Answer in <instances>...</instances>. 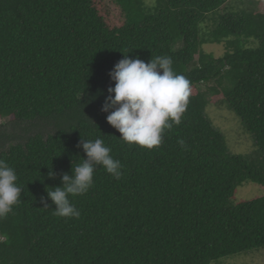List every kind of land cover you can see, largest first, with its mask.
Masks as SVG:
<instances>
[{
    "label": "trees",
    "instance_id": "obj_1",
    "mask_svg": "<svg viewBox=\"0 0 264 264\" xmlns=\"http://www.w3.org/2000/svg\"><path fill=\"white\" fill-rule=\"evenodd\" d=\"M110 1L115 14L103 0H0V159L23 189L0 217V264H212L264 249V0ZM223 44L220 58L204 49ZM124 55L169 56L191 82L159 147L119 139L102 111ZM212 81L249 157L207 114ZM82 138L103 139L123 174L98 166L93 187L69 197L80 217H60L46 190L86 158ZM247 183L263 193L235 201Z\"/></svg>",
    "mask_w": 264,
    "mask_h": 264
},
{
    "label": "clouds",
    "instance_id": "obj_2",
    "mask_svg": "<svg viewBox=\"0 0 264 264\" xmlns=\"http://www.w3.org/2000/svg\"><path fill=\"white\" fill-rule=\"evenodd\" d=\"M109 75L115 86L108 88L102 108L110 113L107 122L121 134L119 139L130 145L159 147L165 130L181 122L191 95L190 80L174 71L173 60L166 55L147 63L124 55ZM179 144L185 146L183 140ZM78 147H82L86 158L72 167L71 174H62L60 186L46 190L47 198L55 205L54 214L64 218L80 217L69 197L86 194L93 187L98 166L117 180L123 174V165L111 155L112 149L103 139L82 138ZM49 177L54 179L55 174L49 172ZM17 181L15 169L0 159V217L10 213L21 199L23 189ZM41 203L50 207L43 197Z\"/></svg>",
    "mask_w": 264,
    "mask_h": 264
},
{
    "label": "rangeland",
    "instance_id": "obj_3",
    "mask_svg": "<svg viewBox=\"0 0 264 264\" xmlns=\"http://www.w3.org/2000/svg\"><path fill=\"white\" fill-rule=\"evenodd\" d=\"M115 14V7L110 3V0H103ZM152 2V0H147ZM260 11L264 13V6L260 7ZM207 53L213 54L215 57L220 58L225 55V45H206L204 47ZM218 89L221 92L222 86L216 81H212L208 85L202 86V91L206 92L210 98L211 105L208 106L207 114L215 127L221 129L220 131L226 136V144L229 151L236 155L249 157L252 152V143L246 134L240 119L236 114L227 108L223 103V96H217V102L213 104V95L211 89ZM3 121L0 119V124ZM224 130V131H223ZM229 133V137L225 133ZM263 193L259 185L254 183H247L239 187L235 196V201L252 200ZM212 264H264V249L253 250L248 253H242Z\"/></svg>",
    "mask_w": 264,
    "mask_h": 264
}]
</instances>
